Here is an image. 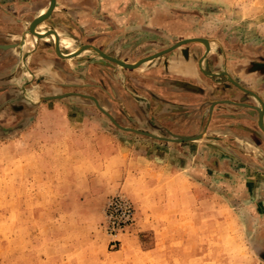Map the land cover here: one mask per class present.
<instances>
[{"label":"rangeland","instance_id":"374dc122","mask_svg":"<svg viewBox=\"0 0 264 264\" xmlns=\"http://www.w3.org/2000/svg\"><path fill=\"white\" fill-rule=\"evenodd\" d=\"M97 2L99 17L106 20L109 28L104 49L96 46L103 53L127 64L148 57L142 64L157 58L151 56L153 53L176 44L163 54L172 51L195 59L197 67L202 66L201 76L208 78L215 94H206L208 90H203L204 87L194 89L196 97L187 103L188 110H176L182 103L176 102L171 87L162 85H172L169 75L162 76L165 81L160 79L155 84L146 70L137 69L139 65L126 68L92 48L64 57L70 59L87 50V55L78 61L81 67L69 61L60 79L50 73L46 79L29 81L33 93L14 96L17 103L13 106L9 98L6 100L8 110L0 113V264H264V212L254 201V198L264 197V149L250 142L251 139L264 140V132L254 126L258 130L253 133L257 138L254 135L248 138L235 134L233 126L235 121L254 115L246 112L251 104L257 102L259 106L250 92L236 84L264 99L260 89L264 85V0ZM51 34L42 36L55 42V34ZM190 38H203L206 43L182 42ZM72 42L77 45V40L67 37L60 40L64 48L74 53L77 49H73ZM249 69L252 72H248ZM249 73L258 79H244ZM235 90L245 93L241 103L246 106L222 102L232 100L230 94ZM218 105L232 107H225L226 115L219 116L221 122L209 127L217 118L212 108ZM231 108L238 110L227 113ZM183 112L198 121L194 133L173 131L176 126L171 124L176 118H183L179 115ZM63 118L78 124L65 129L111 135L122 142V149L145 152L148 160L157 151L168 155L183 142L198 143L201 138H209L210 156H216L217 152L227 156L226 171L220 176H209L212 201L209 206L191 210L184 200L174 202L165 212L155 208L154 189L143 180L131 179L125 185L103 188L95 175H89L91 183L87 180L85 168H74L75 174L65 175L57 166L51 169V174L43 176L40 160L26 156V144L29 141L31 146L32 140L41 134L64 129L60 123ZM84 120L98 126L80 125ZM26 125H29L28 141ZM177 136L196 138L179 142L173 140ZM213 136L217 138L213 140ZM197 143L191 145L193 151ZM240 144L244 145L239 147ZM50 150L52 157L57 156L56 151ZM52 160L58 163V159ZM170 161L168 159L167 163ZM173 161L179 167L187 165L185 159ZM192 166L200 169L202 160H194ZM91 172L101 173L96 167L91 168ZM194 177L195 183L203 178L200 174ZM249 182L257 184L254 196L245 187ZM181 186L178 180V198ZM114 196L128 199L134 215L127 225L110 230L105 207ZM219 199L220 206H213ZM156 215L165 222L163 230L173 232L172 238L166 235L168 238L162 239L161 247L172 248L174 255L109 253L124 247H153ZM197 219L205 222L204 225L195 224ZM203 230L208 238L189 237L192 233L198 234L195 231L201 236ZM131 235L138 244L133 243L135 239L131 240ZM193 247L199 250V255H189Z\"/></svg>","mask_w":264,"mask_h":264},{"label":"crops","instance_id":"0c3cea01","mask_svg":"<svg viewBox=\"0 0 264 264\" xmlns=\"http://www.w3.org/2000/svg\"><path fill=\"white\" fill-rule=\"evenodd\" d=\"M97 3V0H55L54 7L49 15L38 22L35 27H33V31L36 33H43L46 31L49 35H52L49 30H53L58 36L59 51H62L61 53L63 54L68 55L70 52V50L64 48L60 43V40L66 37L75 42L77 40V45L72 42L73 46L75 45L73 49H77L86 44L99 46L101 49H104V42L109 38V28L106 20L99 17V6ZM49 4L50 0H0V113L8 110V101L6 100L9 98L11 101L10 104L13 106L17 103L14 96L33 93V88L28 85L29 81L35 78L46 79L50 76V73H53V77L57 76L60 79V77H62L60 74L64 73L65 68L69 65V61L73 60L75 66L80 68L81 64L78 62L80 61L79 59L87 55L85 54L87 53L86 50L70 59L60 57L56 54L54 40H48L44 36L38 38L30 32L29 28L31 21L46 12ZM175 45H171L164 50L153 53L151 56H157V58L139 64L137 69L139 71L146 70L147 73L150 74L149 79L155 84L158 83L160 79H163L162 76L169 75L171 77L169 81L172 82V85L170 84L167 86L165 83H162V85L164 88L171 87L170 90L174 94L176 102L182 103L179 104L180 106L177 107L176 110L186 111L188 110L187 103L189 101L191 102V100L196 97L195 91H193L194 89L196 90L204 87L203 90H208L205 92L206 94L208 92L215 94V91L213 92L211 86L208 84V78H203L201 76L200 68L202 66L200 64V68L197 67L198 65L195 59L179 56L177 52L173 54L174 52L172 51L163 54L172 49ZM182 49L183 48H181V52L183 54ZM198 55L200 56V54ZM147 58L148 57H144L140 61L143 62ZM205 63L207 64V60ZM210 70L211 69L208 68L209 74ZM248 72H252V69H249ZM244 79L257 80L258 78L253 73H249L244 76ZM163 81L165 80L163 79ZM260 89L264 92L263 84ZM247 92H250L251 95L257 99L259 106L257 102L251 104L252 107H249L246 112L250 114L254 113V115L247 116V119L234 122V133L248 138L254 135V137L257 138V135L253 133L258 131L255 129L258 127V113L253 107H262L264 111V99L259 98L250 90H247ZM230 95H233V99L230 100L233 102L228 103L237 106H246L244 103H241L246 97L245 93L235 90L233 94L231 93ZM225 107L232 106L225 105L220 107V105H218L212 108L217 118L209 127L221 122L219 116L221 117L222 114L226 115V111L223 110ZM229 109L227 113L237 112L238 110V108ZM254 110L256 112H254ZM179 115L183 116V118H176V122L171 124L176 126V129L173 131L178 134L194 133L197 130L198 121L192 120L188 112H183ZM238 116L243 115L238 114ZM87 121L90 120H84V123L82 122L80 125L86 127H92L93 125L98 126L97 124H88L86 123ZM60 123H62L61 128L64 129L59 128L52 134H41L38 139L32 140L31 146L28 141V139L30 140L29 125H26L25 139L28 141V145L26 144V156L35 157L40 160L41 175L47 176L51 174V169H54L56 166L61 168L65 175L75 174L74 168H85L84 173L85 176L88 177L87 180L91 183L93 180L92 176L89 175H95L96 180L99 179L103 188H113L121 184L125 185L126 181L129 182L131 179L143 180L142 182L145 185L150 189H154L155 208L160 212H165L167 207L173 206L174 202L179 203V201L184 200L187 201L186 205L190 207L191 210H193L194 207L209 206L212 202L210 200V190L208 188L210 184L209 176H220L225 173L223 171H226L225 159L227 156L223 152H217L216 156H210L212 147L209 144L211 140L209 138H201L197 140L199 141L198 143L183 142L179 144V146H175V148H173L174 151L171 150L173 152H169L168 155L157 151L156 154H153V156L149 158V160H154L151 162L148 160L147 153L145 152L130 151V149L126 151L122 149V142L116 141L111 135L84 134L76 130L65 129L78 125L76 121L65 118L61 119ZM262 124L264 126V114L262 117ZM62 130L64 132H62ZM23 137V134H21L20 138ZM212 138L215 140L217 136H213ZM250 142H254L255 145L264 149V140L255 141V139H251ZM193 143H197L196 151H193L191 146L194 145ZM205 143L208 145L207 150L205 149L206 147H204L206 145ZM243 143L246 144L247 142L244 141ZM242 145L244 144H240L239 147ZM50 149H52V152L56 151L57 156L52 157ZM200 149L201 151L199 152ZM189 150H191L192 154ZM54 158L58 159V163L52 160ZM178 158L186 160V167H179L176 162L174 163L173 160H177ZM168 159L171 160L169 164L167 163ZM199 159L202 160L203 164L200 169L192 166L194 160ZM220 160H222V162ZM151 163H153V165H151ZM93 167L98 168L101 173L92 174L91 168ZM195 174H200L205 178H201V184L199 181L195 183ZM178 180L182 185L179 198V188H177ZM31 182L33 183L34 181ZM245 187L252 192L251 194L253 196L258 189L257 184L252 182H249ZM60 188L62 187L59 186L57 189L60 190ZM262 194H264V191ZM249 198L252 199L250 195ZM254 201L256 207L261 208V211L264 212V197L260 200L254 198ZM178 205L180 206V204ZM216 205L220 206V199L217 203L213 204V206ZM158 217L159 216L156 215L153 221V247L147 249H142L140 246H134L133 248L124 247L121 250L119 249L109 253L111 255L136 254L138 256L153 253L164 257L174 255L175 252L172 248L168 246L165 248L161 247L163 242L162 239L167 237L166 235L172 238L173 232L163 230L162 224H165V222H163L161 216ZM204 223L205 222H200L198 219L195 221V224L198 225H204ZM195 233L198 234L192 233L189 237L192 239L201 237L208 238V236L204 234V230L201 236L199 231H195ZM132 239H135L133 243L138 244L133 235H131V240ZM202 252L204 253V250H202ZM199 254V250L194 247L189 251V255L191 256Z\"/></svg>","mask_w":264,"mask_h":264},{"label":"water","instance_id":"95a60500","mask_svg":"<svg viewBox=\"0 0 264 264\" xmlns=\"http://www.w3.org/2000/svg\"><path fill=\"white\" fill-rule=\"evenodd\" d=\"M54 3H55V0H50V4L46 10V12H44L43 14H41L40 16L34 18L31 23H30V32L32 33L33 31V27H35V25L40 22L41 20L45 19L49 13L51 12L52 8L54 7ZM36 37L40 38V37H43L41 35H36ZM193 40H200L204 43H206V40L203 39V38H190V39H187V40H183L182 42H187V41H193ZM55 43V49H56V54L60 57H69V56H73L75 54H77L79 51L83 50L84 48H92L94 49L96 52H98L101 56H103L104 58L108 59V60H111L115 63H119L121 64V66H124L126 68H135L137 67L139 64H140V60L134 64H125L124 62L120 61L119 59L117 58H114V57H111L105 53H103V51H101L99 48H97L96 46L94 47V45H90V44H86V45H83L81 48H78V50L74 53V54H69L67 56H62V53L59 51V43H58V40H57V43ZM158 55V54H157ZM143 61V60H142ZM236 86L238 88H240L241 90H244V91H247L246 89H244L243 87H241L240 85H237ZM222 102H231L230 100H223ZM249 107V106H248ZM254 108V107H253ZM254 109H259L258 107H255ZM259 112V116H258V127L264 132V126L262 124V117H263V114H264V111H261L260 110L258 111ZM124 129H128V128H124ZM196 136H177L176 138H174L173 140L175 141H179V142H182V141H187V140H192V139H195Z\"/></svg>","mask_w":264,"mask_h":264},{"label":"built area","instance_id":"2783aa9c","mask_svg":"<svg viewBox=\"0 0 264 264\" xmlns=\"http://www.w3.org/2000/svg\"><path fill=\"white\" fill-rule=\"evenodd\" d=\"M107 227L110 230L119 229L131 222L134 209L131 202L125 197L110 198L105 207Z\"/></svg>","mask_w":264,"mask_h":264},{"label":"bare ground","instance_id":"6f19581e","mask_svg":"<svg viewBox=\"0 0 264 264\" xmlns=\"http://www.w3.org/2000/svg\"><path fill=\"white\" fill-rule=\"evenodd\" d=\"M49 31H51V32H53L54 34H55V37H56V43H57V40H58V36H57V34L53 31V30H49ZM32 34L34 35V36H36V35H49L48 33H46V32H43V33H36L35 31H32ZM51 34V33H50ZM95 47V46H94ZM79 48H81V47H79ZM77 50H78V48H77ZM76 50V51H77ZM71 52H73V50H70V52L69 53H71ZM75 53V52H74ZM74 53H71V54H74ZM69 55V54H68ZM62 56H67V54H63L62 53ZM121 61V60H120ZM123 62V61H122ZM125 63V62H124ZM117 64H119V63H117ZM125 64H127V63H125ZM119 65H121V64H119ZM132 65V64H131ZM255 108V107H254ZM259 109L257 110L256 109V111L258 112L259 110H260V112L261 111H263V109L261 108V107H258ZM258 116H259V112H258Z\"/></svg>","mask_w":264,"mask_h":264}]
</instances>
